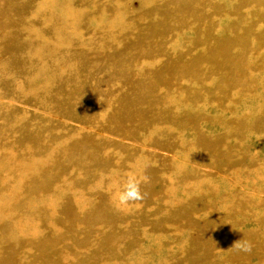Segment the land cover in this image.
<instances>
[{
    "label": "rangeland",
    "instance_id": "rangeland-1",
    "mask_svg": "<svg viewBox=\"0 0 264 264\" xmlns=\"http://www.w3.org/2000/svg\"><path fill=\"white\" fill-rule=\"evenodd\" d=\"M0 264H264V0H0Z\"/></svg>",
    "mask_w": 264,
    "mask_h": 264
},
{
    "label": "clouds",
    "instance_id": "clouds-1",
    "mask_svg": "<svg viewBox=\"0 0 264 264\" xmlns=\"http://www.w3.org/2000/svg\"><path fill=\"white\" fill-rule=\"evenodd\" d=\"M143 199L141 181L134 175L126 177L119 191L116 193V207L123 210L128 204ZM240 251L250 252L252 245L247 240H239L234 244Z\"/></svg>",
    "mask_w": 264,
    "mask_h": 264
}]
</instances>
